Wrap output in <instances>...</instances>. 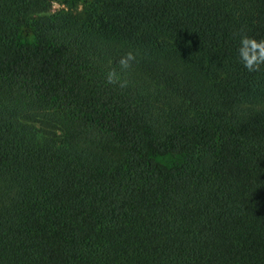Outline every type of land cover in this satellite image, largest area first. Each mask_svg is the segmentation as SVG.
<instances>
[{
  "label": "trees",
  "instance_id": "16d2710c",
  "mask_svg": "<svg viewBox=\"0 0 264 264\" xmlns=\"http://www.w3.org/2000/svg\"><path fill=\"white\" fill-rule=\"evenodd\" d=\"M47 1L0 0V264H264V0Z\"/></svg>",
  "mask_w": 264,
  "mask_h": 264
},
{
  "label": "clouds",
  "instance_id": "9594fccd",
  "mask_svg": "<svg viewBox=\"0 0 264 264\" xmlns=\"http://www.w3.org/2000/svg\"><path fill=\"white\" fill-rule=\"evenodd\" d=\"M239 61L243 67L250 73H258L264 71V40H257L241 31L239 47L237 49ZM136 56L129 51L121 57L119 63L121 68L128 69L132 62L135 61ZM107 84L119 83L121 87L126 86L125 81H120L115 71H109L106 74Z\"/></svg>",
  "mask_w": 264,
  "mask_h": 264
},
{
  "label": "rangeland",
  "instance_id": "374dc122",
  "mask_svg": "<svg viewBox=\"0 0 264 264\" xmlns=\"http://www.w3.org/2000/svg\"><path fill=\"white\" fill-rule=\"evenodd\" d=\"M47 2L48 6L44 8L43 14L50 17L51 19L58 18L71 10V8H67L61 1L48 0ZM157 159L159 162L165 165H170L171 163H173V161L176 160L175 157L169 155H162L157 157Z\"/></svg>",
  "mask_w": 264,
  "mask_h": 264
}]
</instances>
